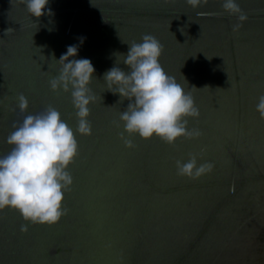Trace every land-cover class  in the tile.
Instances as JSON below:
<instances>
[{
    "label": "water",
    "instance_id": "water-1",
    "mask_svg": "<svg viewBox=\"0 0 264 264\" xmlns=\"http://www.w3.org/2000/svg\"><path fill=\"white\" fill-rule=\"evenodd\" d=\"M223 2L193 9L186 0H49L52 15L37 19L19 0H0V157L11 150L13 123L49 105L75 130L70 93L49 87L68 46L91 61L96 96L92 135H76L67 215L22 233L18 212L0 211V264H264V119L256 111L264 0H236L248 17L236 32ZM144 34L160 41L163 69L193 96L199 117L188 127L199 138L168 145L135 135L131 149L119 138L123 124L113 122L129 101L120 103L103 77L113 66L129 71L122 55ZM190 153L213 171L178 176L175 162Z\"/></svg>",
    "mask_w": 264,
    "mask_h": 264
},
{
    "label": "clouds",
    "instance_id": "clouds-1",
    "mask_svg": "<svg viewBox=\"0 0 264 264\" xmlns=\"http://www.w3.org/2000/svg\"><path fill=\"white\" fill-rule=\"evenodd\" d=\"M19 2L25 5L31 17L39 19L46 12L52 15L47 8L49 0ZM207 2L186 0L193 9ZM222 9L237 17L238 22L232 25L233 32L239 31L248 19L236 0H224ZM12 31L7 29L5 35ZM83 40L81 37V44ZM128 46L126 56L120 55L129 71L113 66L103 77L107 91L119 94L120 103L124 99L129 101L126 110L120 112L119 121L113 122L117 128L123 124L119 138L124 146L133 148L131 137L135 135L143 140L156 137L168 145H174L182 137L199 138L200 130L188 127V118H198L199 109L191 93L185 92L160 64L163 53L160 41L151 34H144L140 42L132 41ZM77 53L78 45L68 46L66 54L57 61L60 65L58 75L49 80L51 91L70 93L77 118L75 130L49 105L38 114L24 116L22 123H13L14 131L7 137L11 150L0 157V211H17L25 221L20 228L22 233H27L29 224L52 226L67 215L63 201L73 183L68 168L78 154L76 135H92L89 105L95 103L96 96L89 85L95 69L89 59H75ZM17 99L19 111L25 113L27 98L19 94ZM256 111L264 119V95L258 97ZM198 158V154L190 153L186 161L177 160V175L196 180L211 173L215 165L208 161L198 162Z\"/></svg>",
    "mask_w": 264,
    "mask_h": 264
}]
</instances>
